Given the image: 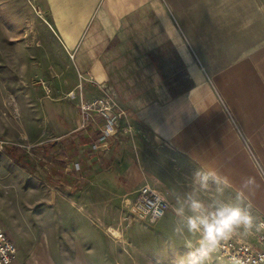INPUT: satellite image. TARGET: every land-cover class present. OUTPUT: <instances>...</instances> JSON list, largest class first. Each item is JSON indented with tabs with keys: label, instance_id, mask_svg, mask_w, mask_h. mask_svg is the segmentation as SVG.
Masks as SVG:
<instances>
[{
	"label": "rangeland",
	"instance_id": "obj_1",
	"mask_svg": "<svg viewBox=\"0 0 264 264\" xmlns=\"http://www.w3.org/2000/svg\"><path fill=\"white\" fill-rule=\"evenodd\" d=\"M52 1L0 0V139L8 143L0 153V223L18 248L12 264H177L186 252L173 234L178 221L131 220L133 195L116 197L114 203L104 195L90 197L80 176L55 170L60 177L52 178L49 143L65 128V118L78 115L66 95L74 87L78 95L84 73L57 39L56 29L71 25L70 0ZM114 1L108 3L119 7V29L108 47V66L111 84L121 94L112 96L118 103L174 96L188 84L155 13L165 12L180 35L206 43L214 35L205 10L210 0H135L136 9L126 16L123 7L131 9L132 0ZM158 89L169 94H157ZM134 133L125 136L136 140ZM144 137L147 150L152 146ZM165 193L168 204L176 203L175 195ZM200 193L207 200V192ZM115 215L119 222L113 228L107 220ZM233 238L251 243L243 235ZM219 257L215 264H229Z\"/></svg>",
	"mask_w": 264,
	"mask_h": 264
},
{
	"label": "crops",
	"instance_id": "obj_2",
	"mask_svg": "<svg viewBox=\"0 0 264 264\" xmlns=\"http://www.w3.org/2000/svg\"><path fill=\"white\" fill-rule=\"evenodd\" d=\"M103 1L70 0L71 25L56 29L58 41L74 53L78 67L84 71L79 75V86L88 101L106 93L121 94L111 84L113 74L108 66L112 55L108 47L119 29V7ZM260 2L210 0L205 10L213 22L214 35L206 43L180 35L165 12L157 10L156 19L188 85L164 100H120L138 136L132 140L133 136L118 134L99 152L90 149L98 133L95 125L85 132H75L79 116L65 118V128L49 143L54 153L53 161H47L48 169H53L52 178L60 177L55 170L80 176L90 197L104 195L115 203L116 197L130 194L134 198L143 185L163 197V192L183 197L182 192L193 190L195 170H214L228 182L226 197L240 193L256 214L264 216V7ZM131 5V9L129 5L123 7L124 16L136 9L135 0ZM156 93L169 94L165 89ZM146 134L152 146L148 152L142 140ZM57 161H63V165ZM76 164L78 171L74 169ZM245 181H250L247 187H243ZM184 184L188 185L185 189ZM216 188L212 184L210 189L201 190L207 192V200L201 191L196 194L208 204L209 193ZM175 204H169L171 210L161 219L163 224L178 221ZM84 205L91 207L92 203L86 200ZM92 207L98 214V203ZM107 222L114 228L119 215ZM244 237L264 250V231Z\"/></svg>",
	"mask_w": 264,
	"mask_h": 264
},
{
	"label": "clouds",
	"instance_id": "obj_3",
	"mask_svg": "<svg viewBox=\"0 0 264 264\" xmlns=\"http://www.w3.org/2000/svg\"><path fill=\"white\" fill-rule=\"evenodd\" d=\"M211 182V183H210ZM226 178L214 170L197 169L193 173V190L183 197L176 196L174 212L179 218L173 228L186 249L179 256L177 264H215L219 260L220 246L233 236H250L264 231V216L256 214L250 202H246L240 193L226 197L224 189ZM250 181H245L247 187ZM217 186L214 193H209L208 204L198 198L197 192ZM195 239H192V236ZM231 264H244L236 257Z\"/></svg>",
	"mask_w": 264,
	"mask_h": 264
},
{
	"label": "built area",
	"instance_id": "obj_4",
	"mask_svg": "<svg viewBox=\"0 0 264 264\" xmlns=\"http://www.w3.org/2000/svg\"><path fill=\"white\" fill-rule=\"evenodd\" d=\"M66 96L75 102L78 111L80 123L75 132H85L93 124L97 128L98 133L90 144L91 151L99 152L106 148L109 141L118 134L131 135L134 132L128 112L112 95L106 93L88 101L82 97L79 87L78 95L70 91ZM7 145L5 140L0 139V153ZM74 169H80L78 164ZM169 210L168 202L160 193L148 185H143L136 191L129 211L134 220L153 224L164 218ZM219 254L226 258L229 264L233 257L242 260L244 264H264V250L233 237L222 242ZM17 256V246L0 223V264H12Z\"/></svg>",
	"mask_w": 264,
	"mask_h": 264
},
{
	"label": "trees",
	"instance_id": "obj_5",
	"mask_svg": "<svg viewBox=\"0 0 264 264\" xmlns=\"http://www.w3.org/2000/svg\"><path fill=\"white\" fill-rule=\"evenodd\" d=\"M8 152L11 153L10 150H8Z\"/></svg>",
	"mask_w": 264,
	"mask_h": 264
}]
</instances>
